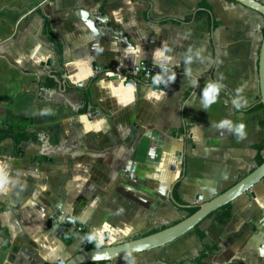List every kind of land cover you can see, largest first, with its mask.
<instances>
[{"label": "crops", "instance_id": "1", "mask_svg": "<svg viewBox=\"0 0 264 264\" xmlns=\"http://www.w3.org/2000/svg\"><path fill=\"white\" fill-rule=\"evenodd\" d=\"M263 36L264 16L236 0H0V264H58L87 246L64 239L69 227L97 243L143 235L252 172L264 156ZM141 61L172 83L119 77ZM10 122L36 139L2 136ZM232 203L229 223H200L215 249L203 263L264 264V182ZM201 250L191 231L89 264H194Z\"/></svg>", "mask_w": 264, "mask_h": 264}, {"label": "water", "instance_id": "2", "mask_svg": "<svg viewBox=\"0 0 264 264\" xmlns=\"http://www.w3.org/2000/svg\"><path fill=\"white\" fill-rule=\"evenodd\" d=\"M236 1L264 16L263 0ZM101 31H104L107 34L111 33L109 27H103ZM135 69H137V67ZM258 72L260 102L264 105V36L260 47ZM126 83L129 85H133V83L130 81H126ZM124 166V162L122 163V165L120 164L121 169ZM260 182H264V161L260 165H257L252 172L245 175L235 184H233L220 194L211 197L210 199L198 201V203H196L195 205L183 206L177 204L178 207L181 206L190 208L193 206H198L199 209L193 214L183 217L176 223L168 225L161 230L136 238H126L125 235L115 236L114 238H112L108 234H105L104 242L99 243V246L90 249H81L74 254H69L67 258L59 259L58 264H89L93 262L113 261L121 257L165 246L172 241L186 235L187 233L194 231L195 227L199 225L204 219H206L212 212L228 203L235 202L243 194L251 192V190ZM251 194L253 195V193ZM170 199L172 202H174L172 190ZM71 224L80 226V223ZM67 226L68 224H63L60 225V228L64 230V228Z\"/></svg>", "mask_w": 264, "mask_h": 264}, {"label": "trees", "instance_id": "3", "mask_svg": "<svg viewBox=\"0 0 264 264\" xmlns=\"http://www.w3.org/2000/svg\"><path fill=\"white\" fill-rule=\"evenodd\" d=\"M45 31H46V34L49 37H51V39H54L48 23L46 24ZM56 44H57L58 51H60V43L58 41H56ZM254 108L255 107H253V109ZM258 108L264 109V105L262 103H260L258 105ZM25 125L26 124H23L22 122L21 123L10 122L8 124L7 128L2 130L1 134H2V136H4V135L12 136V138L15 140L17 145H20L21 143H23L29 139H36V134L28 132L25 128ZM263 127H264V124H263ZM262 146L264 148V142H263ZM263 161H264V156H259L257 158V164L258 165H260ZM232 205H233L232 202L228 203V204L222 206L221 208L217 209L216 211L212 212L208 217H213L214 220L218 224L225 225V224L229 223V221L231 220L232 213H233V206ZM198 209H199L198 206H193V207L188 208L187 215L193 214ZM199 226H200V224L195 227L194 232L197 234L199 240L202 242V250L200 251L198 256H196L195 258H193L191 260V262H193L194 264H204L203 260L212 251L215 250V249L209 247L208 245H206V243H205L206 242V234L199 230ZM165 227L166 226H161V227H158L156 229H151L150 231H148L147 233H145L143 235L153 233V232L161 230ZM77 236H82L87 241V246H86L87 249L99 246V243H97L94 240L93 233L87 228L79 229L78 227H69L65 231L63 237L68 243H71ZM140 236H142V235H140ZM133 238H136V237H133Z\"/></svg>", "mask_w": 264, "mask_h": 264}, {"label": "built area", "instance_id": "4", "mask_svg": "<svg viewBox=\"0 0 264 264\" xmlns=\"http://www.w3.org/2000/svg\"><path fill=\"white\" fill-rule=\"evenodd\" d=\"M119 77L124 80L130 79L135 86L142 81L150 83L151 86L166 87L172 83L173 73L167 67L141 61L139 62L137 69L122 68Z\"/></svg>", "mask_w": 264, "mask_h": 264}, {"label": "clouds", "instance_id": "5", "mask_svg": "<svg viewBox=\"0 0 264 264\" xmlns=\"http://www.w3.org/2000/svg\"><path fill=\"white\" fill-rule=\"evenodd\" d=\"M219 93V87L218 86H215V85H209L206 90L204 91V97H205V101L206 103L208 104H211L215 101L217 95ZM234 103H236L234 101ZM244 125L243 124H240V128H239V131L241 133L244 132ZM6 177H5V174L3 173V170L0 169V190H2L4 188V185L6 184Z\"/></svg>", "mask_w": 264, "mask_h": 264}, {"label": "rangeland", "instance_id": "6", "mask_svg": "<svg viewBox=\"0 0 264 264\" xmlns=\"http://www.w3.org/2000/svg\"><path fill=\"white\" fill-rule=\"evenodd\" d=\"M171 224L172 223L168 222V223H162L161 225L168 226V225H171ZM155 225H156L155 227H157V228L160 226L157 223ZM152 229H156V228H152ZM146 232H148V229L144 230L142 233L144 234ZM140 235H141V233H135V234H132V235L127 236L126 238L138 237Z\"/></svg>", "mask_w": 264, "mask_h": 264}]
</instances>
